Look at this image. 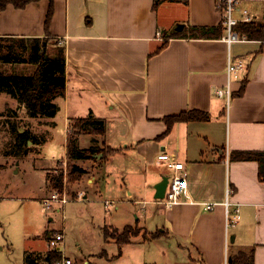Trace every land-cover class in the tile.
<instances>
[{"label":"crops","instance_id":"0c3cea01","mask_svg":"<svg viewBox=\"0 0 264 264\" xmlns=\"http://www.w3.org/2000/svg\"><path fill=\"white\" fill-rule=\"evenodd\" d=\"M242 10L264 20V0H240L236 18ZM220 22L215 0H37L0 12V37L48 38L63 47L57 113L30 118L16 106L26 122L42 121L56 157L67 153L57 143L66 142L72 120L91 115L103 124L100 139L78 136V147L92 153L72 160L87 177L74 189L83 199L91 190L104 218L119 210L122 229L149 236L145 254L129 248L139 237L121 246L117 258L125 264H264V41L228 46L224 31L191 35ZM228 58L243 64L237 78L226 74ZM226 87L228 100L215 95ZM189 111L208 118L175 122L165 133L167 117ZM162 152L183 163L188 183L169 209L154 198L155 185L171 173L157 160ZM105 227L120 230L108 222L103 236Z\"/></svg>","mask_w":264,"mask_h":264},{"label":"rangeland","instance_id":"374dc122","mask_svg":"<svg viewBox=\"0 0 264 264\" xmlns=\"http://www.w3.org/2000/svg\"><path fill=\"white\" fill-rule=\"evenodd\" d=\"M57 50L59 48L53 46L48 48L50 54ZM20 69L19 72H23L26 66L0 61L2 74ZM30 70L27 69L26 72ZM16 106L15 99L0 91V264H24V256L29 254L43 256L49 252L48 240L57 232L64 235L62 251L75 264H83L84 261L88 264H125L124 260L117 258L121 246L115 240L105 238L101 228L109 222L120 228L118 232H122L124 224L118 217L120 211L112 210L104 218L102 204L97 202L88 189L86 199L77 198L80 192H75L74 184L87 177L71 174L74 161L68 157V153L56 157L55 143L45 144V127L42 121L37 119L33 124L26 122L25 113ZM25 132L30 134V138L26 142L17 141V136ZM71 133L69 130L64 133L66 142L62 139L61 143H57L58 147L68 144L67 138ZM88 134L100 139L97 132ZM104 150L105 148L102 152L105 154ZM90 163L93 164L92 161ZM58 176L62 178L61 188L51 183ZM55 191L65 193L69 200L64 205L53 204L52 209L46 210L43 201ZM110 215L112 217L109 219ZM143 220L142 217L139 225H143ZM130 221L135 222L133 219ZM132 228L137 230L136 237L143 242L129 248L136 247L142 254L147 253L152 247L146 241L149 236L139 227ZM104 230L108 235H113L115 231L109 227Z\"/></svg>","mask_w":264,"mask_h":264},{"label":"trees","instance_id":"16d2710c","mask_svg":"<svg viewBox=\"0 0 264 264\" xmlns=\"http://www.w3.org/2000/svg\"><path fill=\"white\" fill-rule=\"evenodd\" d=\"M37 0H0V12L8 4H13L16 8H22L29 2ZM224 30L221 20L220 24L213 28H192L191 35L197 38H219ZM235 31L246 37L248 40L264 41V20L261 22H240L236 25ZM48 38H13L0 37V61L4 64L23 65L31 71L10 72L9 74L0 73V91L6 92L16 100L20 107H23L27 116L36 117H53L59 107L54 100L63 97L65 94V57L63 47H59L56 42L55 46L59 48L54 54L48 52V48L53 43ZM166 44L164 42L161 48ZM243 86L239 93H242ZM208 118L205 113L198 111L183 112L176 116L166 118L167 133L172 124L175 122H186L192 120L204 121ZM103 124L101 121L93 118L91 115L85 118H77L71 121L70 136L67 138V153L71 160H81L91 157V151L80 149L77 141L81 134L93 132H102ZM30 138L28 132L19 134L17 141L26 142ZM261 162V161H260ZM71 174L82 175L84 170L73 164ZM260 175L264 178V161L260 163ZM75 176V177H76ZM58 188L62 187V178L58 176L56 180H51ZM136 229L126 226L122 232L114 231L113 235L104 232L105 238L115 240L118 246L128 244L132 237L138 233ZM61 253L53 250L43 256L25 255L24 264H53L60 259ZM39 259V260H38Z\"/></svg>","mask_w":264,"mask_h":264},{"label":"built area","instance_id":"2783aa9c","mask_svg":"<svg viewBox=\"0 0 264 264\" xmlns=\"http://www.w3.org/2000/svg\"><path fill=\"white\" fill-rule=\"evenodd\" d=\"M240 0H215V8L221 15V20L224 25V35L222 40L229 46L232 43L245 41L246 37L239 35L235 31V27L240 22H252L255 19V16L247 12L246 10L241 11L240 18H236L234 12L239 4ZM160 36V33H158ZM243 64L241 61L232 62L230 58L227 59L226 63V74L228 77L237 78L238 72L242 69ZM215 95L219 98L225 97L227 100L230 95L229 87L225 89H219L215 91ZM157 160L161 163H164L168 169L171 170L172 175L168 178V184L166 187L165 195L163 199L157 200V203L162 205L164 208L169 209L172 206L178 204L182 195L186 192L188 183L187 178L184 173L185 166L183 163L178 162L172 156L167 153H160L157 156ZM82 194L79 193L77 198L81 200ZM81 197V198H80ZM69 199L66 197L65 193H60L55 191L51 195L44 199L43 205L46 210L52 209L53 204L64 205ZM212 204L205 205L206 210L212 209ZM225 206L228 207V204L225 203ZM237 211V210H236ZM235 216L229 219L230 224L235 222ZM64 235L61 232L55 233L48 240L49 251L56 250L61 253L60 259L54 262L53 264H75L74 260L69 256L65 255L62 251L61 244L63 242ZM64 249V247H63ZM38 264H45L44 262H39Z\"/></svg>","mask_w":264,"mask_h":264},{"label":"water","instance_id":"95a60500","mask_svg":"<svg viewBox=\"0 0 264 264\" xmlns=\"http://www.w3.org/2000/svg\"><path fill=\"white\" fill-rule=\"evenodd\" d=\"M100 157V156H99ZM168 176H163L161 180L155 185V195L154 198L157 200L163 199L168 184Z\"/></svg>","mask_w":264,"mask_h":264}]
</instances>
